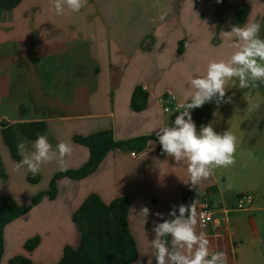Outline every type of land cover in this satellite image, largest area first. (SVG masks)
<instances>
[{"label":"crops","instance_id":"obj_1","mask_svg":"<svg viewBox=\"0 0 264 264\" xmlns=\"http://www.w3.org/2000/svg\"><path fill=\"white\" fill-rule=\"evenodd\" d=\"M155 2L88 0L79 12L63 15L55 14L52 0H22L11 10L0 7V159L7 172V180L0 179V197L26 206L48 189L56 173L81 167L89 152L74 142L75 136L111 130L115 141H126L155 136V130L171 126L176 107L185 102L189 77L204 75L209 61L226 60L234 51L221 31L254 21L261 24L264 38V0H159L153 8ZM244 3L250 11L241 23L235 10ZM136 88L146 94L141 111L131 107ZM261 89H234L226 96L231 102L217 105L206 123L218 133L235 135L234 165L217 167L190 187L186 165L159 156L158 143L149 142L143 152L112 150L93 174L57 180L53 200L44 197L5 226L0 264L18 255L35 264H56L65 246L77 245L72 214L90 194L105 203L129 199L128 228L138 253L133 264H147L153 255L146 241L154 238L153 222H162L155 213L168 219L173 206L181 204H193L197 232L206 233L211 250L227 254L228 264H264V156L259 153L264 122L260 107L240 102ZM190 114L199 132L200 114ZM40 121L47 126L49 143L68 142L72 154L64 158L63 168L57 161L42 165L35 174L38 183L31 184L27 168L16 170L1 124ZM243 194L253 196L251 207L237 211L236 199ZM204 202L214 221L202 227L197 215ZM142 207L150 210L146 223L138 216ZM35 236L39 244L27 253L24 243Z\"/></svg>","mask_w":264,"mask_h":264},{"label":"clouds","instance_id":"obj_2","mask_svg":"<svg viewBox=\"0 0 264 264\" xmlns=\"http://www.w3.org/2000/svg\"><path fill=\"white\" fill-rule=\"evenodd\" d=\"M87 3L88 0H52V9L55 14L63 15L66 10L79 12ZM152 7L158 8L159 0ZM260 30L259 22L250 21L232 25L230 31H221L220 36L232 41L234 51L227 60L209 61L204 75L189 77L185 102L179 106L181 110L175 120L171 126L166 124L155 130L156 140L150 141L159 144L162 154L179 165H186L190 187L207 179L215 168H226L236 162L235 135L229 130L218 133L212 124L201 126L198 132L190 113L208 102L230 103L232 97L226 98L225 85L233 78L238 79L241 89L264 85V38L260 37ZM16 147L21 156L15 162L16 170L27 168L33 175L42 165L53 161L63 168L64 158L72 154L70 143L61 141L53 146L44 134H37L33 141L21 139ZM149 214L150 210L142 207L138 216L146 223ZM155 215L162 222H153L154 238L150 242L145 234L146 243L153 249L147 264H152L153 258L155 264H228L227 254L211 250L206 233L197 232L193 204L173 206L168 219L160 213Z\"/></svg>","mask_w":264,"mask_h":264},{"label":"trees","instance_id":"obj_3","mask_svg":"<svg viewBox=\"0 0 264 264\" xmlns=\"http://www.w3.org/2000/svg\"><path fill=\"white\" fill-rule=\"evenodd\" d=\"M22 0H0V7L5 10L14 9ZM250 11L248 4H240L235 10L236 18L243 23ZM264 26V16L262 20ZM264 87L248 88L246 92L253 93ZM227 96V95H226ZM146 104V94L141 88L133 92L131 107L134 111H141ZM215 102L205 103L201 108L193 109L200 114L197 119L199 128L206 125L214 112ZM20 113L24 109L20 108ZM178 114V113H177ZM203 118V119H201ZM47 126L44 122L18 123L14 125L1 124L2 140L8 148L14 161H20L17 152L18 136L33 141L37 134H46ZM74 142L86 147L89 152L88 160L78 169L56 173L51 179L48 189L34 196L26 206H18L10 196L0 197V261L4 251V228L7 224L26 214L44 197L53 200L57 195V180L69 178L81 180L93 174L105 156L112 150L128 149L143 152L150 141L155 142V136H142L126 141H115L111 130L99 131L85 137L75 136ZM158 154H162L160 146ZM6 178L4 167L0 159V179ZM27 181L36 184L38 176L29 174ZM129 199L116 197L105 203L97 194L88 195L72 214V222L78 232V242L75 247L65 246L61 258L56 264H133L138 257L136 244L128 228ZM170 241V238H169ZM39 244V237L35 236L24 243V250L31 253ZM7 264H35L28 257L18 255L11 258Z\"/></svg>","mask_w":264,"mask_h":264},{"label":"built area","instance_id":"obj_4","mask_svg":"<svg viewBox=\"0 0 264 264\" xmlns=\"http://www.w3.org/2000/svg\"><path fill=\"white\" fill-rule=\"evenodd\" d=\"M176 110L180 111L181 109L178 106V107H176ZM131 155L134 156L135 154L132 153ZM252 200H253V196L250 194L240 195L236 199V204H235L234 209L237 211L248 210L251 207ZM197 216H198V221L202 227H205L214 221L213 213L209 207V204L206 202L201 204Z\"/></svg>","mask_w":264,"mask_h":264},{"label":"rangeland","instance_id":"obj_5","mask_svg":"<svg viewBox=\"0 0 264 264\" xmlns=\"http://www.w3.org/2000/svg\"><path fill=\"white\" fill-rule=\"evenodd\" d=\"M234 89L237 90L236 93H238V92L239 93H242V92H246L248 88L247 89H241L239 87V81H238V79L233 78L231 80L230 84L226 88V90H227L226 91V95H230L232 92H234ZM240 102L243 105H245L246 107H248V108L250 107V105H259V107H260V114L259 115L261 116L262 122H264V88L261 89L257 94H255L254 96H252V98H246L244 100H241ZM259 153L264 156V147H262V148L259 149ZM262 160L264 162V158ZM4 172H5L6 178L3 181H6L7 180V172H6L5 169H4ZM13 185L15 187V185L17 186V183H14Z\"/></svg>","mask_w":264,"mask_h":264}]
</instances>
